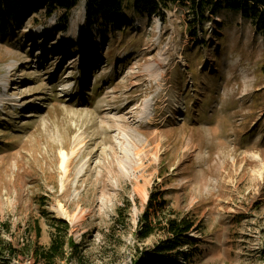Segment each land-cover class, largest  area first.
Instances as JSON below:
<instances>
[{"label": "rangeland", "instance_id": "obj_1", "mask_svg": "<svg viewBox=\"0 0 264 264\" xmlns=\"http://www.w3.org/2000/svg\"><path fill=\"white\" fill-rule=\"evenodd\" d=\"M84 7L65 30L59 11L37 10L0 35V237L15 249L11 264H34V243L47 246L54 232L50 216L68 223L82 264H132L165 236H135L155 188L196 222L190 264H264L256 25L224 11L192 36L184 8L139 14L124 0L125 29L105 35L85 31Z\"/></svg>", "mask_w": 264, "mask_h": 264}, {"label": "trees", "instance_id": "obj_2", "mask_svg": "<svg viewBox=\"0 0 264 264\" xmlns=\"http://www.w3.org/2000/svg\"><path fill=\"white\" fill-rule=\"evenodd\" d=\"M80 0H0V35L5 36L29 17L32 12L43 10L51 16L60 12L61 30H65L71 10ZM175 4L184 8L190 15L189 33L196 35V26L220 12H231L241 15L253 22L262 36V53L264 55V0H132L135 13L153 15L170 9ZM124 0H85L84 29L95 27L98 34H108L125 29L123 19ZM125 209L129 202L125 203ZM122 212V208L118 210ZM54 232L49 244L42 246L34 243L31 250L34 264H82L78 259L79 245L65 237L68 223L62 218L50 216ZM196 229V222L189 215H180L168 207L159 188L152 190L147 198L145 209L139 219L135 233L139 241L145 240L156 230H162L165 236L152 247L139 250L132 264H190L198 254L197 241L191 240L188 234ZM34 232L39 235L38 222L34 224ZM81 246V244H80ZM69 247L70 254L65 248ZM15 249L0 237V264H11ZM180 256L182 262L170 259V255ZM70 257V258H68Z\"/></svg>", "mask_w": 264, "mask_h": 264}, {"label": "bare ground", "instance_id": "obj_3", "mask_svg": "<svg viewBox=\"0 0 264 264\" xmlns=\"http://www.w3.org/2000/svg\"><path fill=\"white\" fill-rule=\"evenodd\" d=\"M84 12V11H83ZM1 86L2 87H8L9 86V80H8V77H6V82H2L1 83ZM1 96H0V101H1ZM3 102V101H2ZM75 152V148L73 147L72 150H71V155ZM69 160L70 158L64 153V152H61V164H60V167L61 169L63 170V173H64V176L66 175V173L68 172V165H69ZM82 169V168H81ZM80 173L82 171H79ZM249 183L251 184V179L249 180Z\"/></svg>", "mask_w": 264, "mask_h": 264}]
</instances>
